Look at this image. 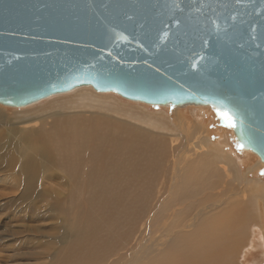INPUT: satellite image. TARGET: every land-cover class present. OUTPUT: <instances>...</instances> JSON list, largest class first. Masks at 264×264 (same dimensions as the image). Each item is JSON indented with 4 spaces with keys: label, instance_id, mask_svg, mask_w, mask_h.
<instances>
[{
    "label": "water",
    "instance_id": "1",
    "mask_svg": "<svg viewBox=\"0 0 264 264\" xmlns=\"http://www.w3.org/2000/svg\"><path fill=\"white\" fill-rule=\"evenodd\" d=\"M79 87L207 107L264 166V0H0V104Z\"/></svg>",
    "mask_w": 264,
    "mask_h": 264
},
{
    "label": "bare ground",
    "instance_id": "2",
    "mask_svg": "<svg viewBox=\"0 0 264 264\" xmlns=\"http://www.w3.org/2000/svg\"><path fill=\"white\" fill-rule=\"evenodd\" d=\"M55 96L61 95L55 94ZM55 96L52 95L46 99L48 100ZM101 97L100 93L94 91L91 87H79L67 92L66 100H56L53 103H51L52 101H48L50 103L48 106L50 110L51 108L57 109L54 113L59 114L62 112L67 115L62 121L56 123L48 121V118L52 117L53 113L46 112V109H41L39 114L23 116L24 118L16 121L11 120L9 113H5V111L0 109V122L5 125L6 132L8 133V136L6 133L5 137L0 136V178L16 174L20 178V181L14 188L17 189L19 187L18 189L22 197L31 198L32 195L34 197L33 192L38 182H40L41 176L48 178L47 173L53 172V168L62 171L63 176L60 177L58 174H52L49 177L57 180L56 182L60 185H72L70 188L76 191L78 186L75 182L79 179L77 177V173L79 172L81 175L79 177H81V180H84V183L81 184V189H78V191L81 194L86 193V195H89L91 202H93L94 194H103L104 191H108L112 187L111 181H126L121 186L125 191L129 187V181L139 180L146 170L145 168H140L139 164L130 165L129 163H122V161L121 163L115 161L108 162L107 153L100 157L104 150L99 145L101 139L95 138V147L90 149L88 136H91L94 130L91 124L88 127L84 119L82 120L80 113H84L82 109L103 110L102 106L105 103L100 101ZM67 103L70 104L69 107H66ZM110 103L108 102L109 107H111ZM31 107L25 108L19 113H24ZM70 108L73 110H70ZM116 110L121 111L117 108ZM89 113L98 114L99 112L94 111ZM119 114L120 116H124L126 121L132 123V125L134 124L141 129L151 131V133L153 131H175L165 119L158 115L154 117L149 112L141 114L135 111H125V113ZM201 128L198 129L199 137L197 136L196 142L193 139L195 146L190 149V155L193 156V160H188L189 157H185L182 161L179 156L170 165L174 185L168 190V193H172L160 197L158 206L140 223L134 221L136 227L129 232V237H127L125 230L120 231L118 220H106L99 217L96 214V210H94L96 208H90L91 202L89 201L86 203L85 208H78L75 211L74 208L73 213L71 212V208H67L66 210L63 208L65 212L63 216L61 215L63 217L62 222H66L68 229L67 233H63V235L69 237L68 247L64 253L61 251V232L60 247L43 252L44 257L61 256L58 261H53L52 264H202L204 260V264H209L211 260H215L216 258L219 264H222L221 260L226 262L224 264H235L233 261L237 259L236 256L238 254L245 260L252 255L251 250L258 245L261 246L262 254H264V179L259 177H244L241 173L242 170L240 171L239 169V163L234 157L216 145H209L212 143H208L206 140L207 130L206 128ZM179 130L186 136L184 126H181ZM138 133L142 132L138 131ZM221 133L224 132L221 131L219 134L221 135ZM152 135L153 133L149 134V136ZM96 136L98 137V135ZM99 137L101 136L99 135ZM183 138L186 139V137ZM224 141H227V139L220 142L225 143ZM180 143L184 145V142ZM139 145L144 149L146 148L142 146L143 144ZM183 145H181L182 148ZM180 147L178 148L180 149ZM195 148H200L201 150L196 152ZM244 154L248 157L257 158V162L260 163L258 157L250 151H245ZM85 158L100 159L96 160L97 163L81 165V159ZM210 171H214L217 177L212 178L209 175ZM224 176H231L238 184H241V190L238 189L240 193L237 192V189H234L236 190V194L234 195L231 190V195H227V197L230 201L243 198V205H231L230 203L226 205L225 198L216 193L221 189V184L222 186L224 185ZM64 177L69 180H65ZM206 186L209 188V192L205 196L204 189ZM227 186L226 188H222L228 191ZM210 189L212 190L210 191ZM106 194L114 197L119 196L118 193ZM184 197L192 200L189 202L190 204L187 202L185 208H161L163 204L169 205L170 203L179 206ZM247 202L248 204L250 203V206L245 205ZM82 204L79 207H82ZM173 205L171 204V206ZM221 206H225V208H221ZM229 206L230 208H228ZM231 206L236 208H231ZM58 208H62L61 203H58V201L51 205V209L57 210ZM138 208H143V204L141 203ZM252 208H254V213L251 210ZM182 210L186 212V219L179 221L178 224H180L176 225L173 221ZM128 217L134 220L133 215H129ZM179 217L185 218L184 215H179ZM239 217L249 222L258 218L261 222H254L253 220L251 221V226H247V228H239V225L234 222L238 226L240 234L236 230L232 234L230 233L231 235L228 240L229 236L224 232L226 226L221 224V222ZM144 223L150 226V232H156L155 234L161 233L160 238L156 240L159 243L156 245L150 243L142 254H134L129 259H119L116 250L126 245L128 241L120 246L113 247L115 242L137 238L141 233V227ZM188 227H192L193 229L187 230ZM137 229H139V233L136 237L135 232ZM221 235L223 237L220 242ZM255 237L259 242H255ZM179 242L184 244L185 248L182 247L184 250L178 253L175 251L176 253H174L173 250ZM155 248H157L158 253L156 257H152V253L149 252ZM195 256L197 258L193 261L192 257L194 259Z\"/></svg>",
    "mask_w": 264,
    "mask_h": 264
},
{
    "label": "rangeland",
    "instance_id": "3",
    "mask_svg": "<svg viewBox=\"0 0 264 264\" xmlns=\"http://www.w3.org/2000/svg\"><path fill=\"white\" fill-rule=\"evenodd\" d=\"M59 95L61 96L54 95L55 97H51L48 100L45 98L39 102L33 103L26 107L11 108L0 104V109L5 111V113H9V117L13 121L20 120L26 116H34L36 114H39L41 109H46V112L53 113V116L48 118V121H53L56 123L62 121L64 118L67 117V115L62 112H60L59 114L54 113L57 110L56 108H51L50 110V108L48 107L50 104L49 102L51 101V103H53L56 100H66L65 97L67 96V92L61 93ZM100 96H102L100 98V101L105 103V105L102 106L103 110L82 109L84 113H80L82 120L84 119V122H86L88 127L91 124L94 130L92 135L88 136L90 149H93L95 147V141L97 138L99 140L101 139L99 145H101L104 150L100 157L107 153L106 155L108 162L115 161L121 163L122 161V163H129L130 165L135 163L139 164L140 168L146 169L144 171V174L137 181H129V187L125 189V191L121 188V186L126 181H111L113 183H111L112 187H110L108 191H104L103 194H94L93 202L90 201L89 195H86V193L81 194L78 191V189H81V184L84 183V180H81V177H79L81 176L79 172L77 173V177L79 179L75 182V184L77 183L76 185L78 186V192L73 188H70L72 185H60L56 182L57 180H54L49 177L52 174H58L60 177L63 176L62 171H59L57 168H53V172L50 171L47 173L48 178L41 176L40 182H38V185L35 191L33 192L34 197L32 195L31 198L22 197L18 189L19 187L17 189L14 188L20 181V178L16 174H12L6 177L1 176L4 178H0V264H52L53 261H58L61 256L44 257L43 252L60 247L59 241L61 232V251L63 253L65 252L68 247L67 243L69 242V237L63 235V233H67L66 231L68 229L66 222H62V216L67 208H71V212L73 213L74 208V211L78 208H85L86 203L89 201L91 202L90 208H96L94 210H96V214L99 217L106 220H118L120 225V231L125 230L127 237H129V232L131 230H134L136 227L135 222L140 223V221L147 217L150 212L158 206L160 197L165 194L168 195L172 193H168V190L174 185L173 174H171L172 170L170 165H172V162L175 161L179 156L182 161L185 159V157H189L188 160H193V156L190 155V149L195 146L194 140L196 142L197 136L199 137L198 129H200L201 127V129L206 128L207 130L206 140L208 141V143H212L209 145H216L218 146V148H221L224 151H227L230 155H232V157H234V159L239 163V169L240 171L242 170L241 173L244 177H259L264 179L263 163H258L256 160L257 158L255 159L250 156L248 157L244 154L245 151L239 150L237 148L236 144H234L232 141L231 130L228 128L227 123L222 119L221 116L211 111L210 109L196 106L184 108H168L163 106L152 107L147 104L122 99L121 97L113 93H100ZM108 102H111V107H109ZM39 103L41 106L39 105ZM69 106L70 104L67 103L66 107ZM28 107L31 108L27 109V111L24 113H19L20 111ZM116 108L121 111H115ZM70 110L73 109L70 108ZM124 110L127 112L135 111L141 114H147V112H149L152 113L154 117L158 115L159 117L165 119L167 123L173 129H175V131H153V135L149 136V134H152L151 131L141 129L134 124L132 125V123L126 121V118H124V116H120L119 113H125ZM204 110H206L205 113H203ZM94 111H97L99 113H89ZM221 124L224 126H220ZM181 126L185 127L186 136L182 134V132L179 130ZM137 130L142 133H138ZM6 131L7 130L5 125L0 122V136L5 137V133L8 136V133ZM221 131L224 133H221L220 135L219 133ZM95 132L98 137L95 135ZM191 133L193 134L191 135ZM99 135L101 137H99ZM183 137H186V139ZM225 139H227V141H224L225 143L220 142L221 140ZM180 142H184V145ZM139 144H143L142 146L146 148L144 149ZM181 145H183V148ZM178 147H180V149ZM200 150V148H195L196 152ZM99 159L100 158L81 159V165H90L92 163H97ZM1 166L3 167V165ZM209 175H211L212 178L217 177L214 171H210ZM64 179L67 181L69 180L65 177ZM223 180L224 185L222 186L221 184V189L216 193L225 198L224 200L226 201L225 203H227L226 205H228L229 203L231 205H243V198L234 199L236 201L235 203L234 200L230 201L227 197V195H231V190L233 191L234 195L236 194V190L234 189H237V192L240 193L239 190H241V184H238L233 178H231V176H224ZM226 186L228 188V191L227 189H223L226 188ZM222 189L225 191H223ZM211 190L212 189H210V191ZM72 192H74L75 194ZM208 192L209 188L206 186V188L204 189L205 196L208 194ZM106 193H118L119 196H108ZM77 200L79 203L77 202ZM56 201H58V203H61V209H51V205ZM190 201H192L190 198L184 197L182 203L179 204V206L170 203L169 205L163 204L161 208H185L187 206V202L188 204H190ZM141 203L143 204V208H138ZM81 204L82 207H79L81 206ZM171 204L173 206H171ZM217 204H219V202H217ZM245 205L250 206V203L248 204L247 202L245 203ZM221 208H225V206H221ZM228 208H230V206ZM231 208L236 207L231 206ZM251 210L254 213V208H252ZM129 215H133L134 220L130 219L128 217ZM179 215H184L185 218H181L179 217ZM185 219L186 212L185 210H182L181 213L176 215L175 220L173 222L177 225L179 221ZM236 219L238 221L240 219L241 223L240 221L236 222ZM243 219L244 218L239 217L233 218L230 221L221 222V224L226 226V230L224 232H226V235L229 236L228 240L233 232L237 230V232L239 233V228H247V226L250 227L251 221L254 220L253 219L249 222L244 219V223ZM234 222L239 225V228ZM254 222H261V220L256 218ZM149 227L150 226L148 224L144 223L141 227V233L138 235L139 229H137V231L135 232L136 237L138 235L137 238H131L130 240H121L115 242L113 247L120 246L121 244L128 241L126 245L116 250L119 259H129L134 254H142L144 253L146 246L150 243H154L155 245L159 243L156 240L160 238L161 233L155 234L156 232H150ZM192 229V227L187 228V230ZM222 235L219 239L220 242L223 237ZM254 240L255 242H259L256 237ZM225 241L227 243L226 239ZM178 244L181 246H179ZM178 244V247L176 246V248L173 250L174 253H176L175 251H177L178 253L179 251L184 250L185 248V245L181 244V242H179ZM251 252L252 255L245 260H243L238 254L236 256L237 259H234L233 262L235 264H264V254H262V248L260 245L252 249ZM149 253H152V257H156L158 250L157 248H155ZM196 258V256L194 257V259L192 257V260L195 261ZM239 258L241 261L239 260ZM216 260L217 258L215 260H211L209 264H219ZM251 261L253 262L251 263ZM221 263L224 264L226 262L221 260Z\"/></svg>",
    "mask_w": 264,
    "mask_h": 264
},
{
    "label": "snow or ice",
    "instance_id": "4",
    "mask_svg": "<svg viewBox=\"0 0 264 264\" xmlns=\"http://www.w3.org/2000/svg\"><path fill=\"white\" fill-rule=\"evenodd\" d=\"M196 67V65H193V68H195ZM157 71H158V69H157ZM229 126H232V125H229ZM238 147H239V145H238Z\"/></svg>",
    "mask_w": 264,
    "mask_h": 264
},
{
    "label": "trees",
    "instance_id": "5",
    "mask_svg": "<svg viewBox=\"0 0 264 264\" xmlns=\"http://www.w3.org/2000/svg\"><path fill=\"white\" fill-rule=\"evenodd\" d=\"M220 126H224V125L221 124Z\"/></svg>",
    "mask_w": 264,
    "mask_h": 264
}]
</instances>
